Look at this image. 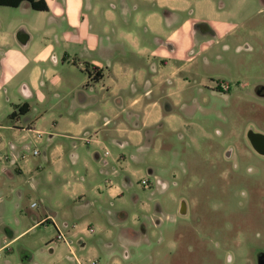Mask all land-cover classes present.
Instances as JSON below:
<instances>
[{
    "label": "rangeland",
    "instance_id": "374dc122",
    "mask_svg": "<svg viewBox=\"0 0 264 264\" xmlns=\"http://www.w3.org/2000/svg\"><path fill=\"white\" fill-rule=\"evenodd\" d=\"M48 1L57 14L45 17L59 21L61 49L69 41V52L88 54L110 78L94 84L87 73L59 69L55 79L70 73L75 85H87L86 108L96 117H76L78 93L67 90L58 110L34 117L32 132L14 133L3 96L0 157H16L25 174L0 172V239L5 227L13 234L1 257L10 264H257L264 157L246 135H264V96L254 90L264 87V0H186L171 19L147 4L133 13L119 0ZM39 15L15 16L30 28L33 48ZM185 20L208 24L215 37L186 33ZM173 69L176 76L159 85L139 80L140 72L150 81Z\"/></svg>",
    "mask_w": 264,
    "mask_h": 264
},
{
    "label": "crops",
    "instance_id": "0c3cea01",
    "mask_svg": "<svg viewBox=\"0 0 264 264\" xmlns=\"http://www.w3.org/2000/svg\"><path fill=\"white\" fill-rule=\"evenodd\" d=\"M35 1H42L46 5L47 10H33L28 2H22L17 7L0 6V103L3 96L6 95L10 101L11 114L16 111L17 106L24 104L28 106V112L25 115L16 116L14 119L9 118L11 114L8 116V120L14 123L13 130L16 134L19 131L28 130L32 132L35 130L39 126V119L34 117H43L42 113L46 114L48 111L54 112L58 110L59 103L67 96V90L70 93H74V91L78 93L77 100L73 104L74 108L78 110L76 117H96L95 112L86 108L89 97L85 93L84 88L87 85H80V83L75 85L70 73L65 78L55 79L56 72L59 69L67 68V71L77 70L87 73L88 80L94 84L105 82L107 84L110 78L108 68L88 61V54H79L81 57L79 58L78 54L74 53V49L69 52V48H67L69 41L66 40L65 48L61 49L60 44L64 42V38L55 33V28L59 21L55 17H51L50 20L45 17L51 13L53 14V12L56 13V11H52L51 3L48 0ZM184 2L187 3L186 0H119L120 5L124 8H128L130 5L133 13L138 11L144 4L155 6L160 10H166L167 14H169V19L173 18L172 12L184 10ZM29 12L40 14L34 28V31L39 34V45L37 48L31 46L32 33L29 30L30 28L15 18L19 14L26 15ZM149 18L154 23H160L161 20L160 15L156 13H151ZM199 23L192 25L188 20H185L183 28L186 33L192 32L198 38L203 37L195 29V25ZM210 28L213 30L212 27ZM213 32L215 33L214 30ZM175 35H178L176 31H172L170 34L171 38H174ZM187 35H184L185 38L183 40H190ZM49 37L52 38V41L48 39ZM91 46H94V42L90 43L89 47ZM171 49L172 51L175 50L173 46ZM52 56H54L53 61L50 59ZM50 62L51 65H49ZM80 62H82V68L80 67ZM161 65L162 68L167 67L166 63ZM94 69L98 73L96 76ZM116 73L118 76H125L124 72L122 73L119 69ZM138 74L141 83L159 85L163 83L165 76L172 80V76H176V71L173 69L166 74L160 72L158 76L151 75L152 79L150 81L144 78V73L140 72ZM55 89L57 90L56 92L54 91ZM59 91H61V96L58 94ZM148 115L152 116L151 114ZM5 128L10 130L9 126H5ZM0 172L7 175L9 179L25 174L23 166L18 165L17 158L14 156L7 163L1 165ZM110 194L113 197H117L119 190L111 188ZM12 237L13 234L8 232L5 227L3 236L0 239V264H10L6 259L7 257H1V254L9 252L8 245ZM24 259L28 258L23 257Z\"/></svg>",
    "mask_w": 264,
    "mask_h": 264
},
{
    "label": "trees",
    "instance_id": "16d2710c",
    "mask_svg": "<svg viewBox=\"0 0 264 264\" xmlns=\"http://www.w3.org/2000/svg\"><path fill=\"white\" fill-rule=\"evenodd\" d=\"M22 2H28L33 10L46 11L47 7L42 1L35 0H0V6L17 7ZM95 76L98 74L94 69ZM28 112V106L26 104L17 106L16 111L10 115V119H14L16 116L25 115Z\"/></svg>",
    "mask_w": 264,
    "mask_h": 264
},
{
    "label": "water",
    "instance_id": "95a60500",
    "mask_svg": "<svg viewBox=\"0 0 264 264\" xmlns=\"http://www.w3.org/2000/svg\"><path fill=\"white\" fill-rule=\"evenodd\" d=\"M247 140L252 149L260 156L264 157V135L253 130L247 132ZM257 264H264V256L258 258Z\"/></svg>",
    "mask_w": 264,
    "mask_h": 264
},
{
    "label": "flooded vegetation",
    "instance_id": "af4514ba",
    "mask_svg": "<svg viewBox=\"0 0 264 264\" xmlns=\"http://www.w3.org/2000/svg\"><path fill=\"white\" fill-rule=\"evenodd\" d=\"M195 29H196V31H198L203 36H211V37L215 36V33L210 28V26L205 24V23L196 24L195 25ZM254 90H255V95H257L259 97H263L264 96V87L257 86V87H255Z\"/></svg>",
    "mask_w": 264,
    "mask_h": 264
},
{
    "label": "built area",
    "instance_id": "2783aa9c",
    "mask_svg": "<svg viewBox=\"0 0 264 264\" xmlns=\"http://www.w3.org/2000/svg\"><path fill=\"white\" fill-rule=\"evenodd\" d=\"M33 153H34V155H37L38 154L37 151H34ZM9 159L10 158L8 156L0 157V167H1V165L7 163L9 161ZM141 185L142 186H147V182L146 181H141ZM33 206H35V205L32 204V207ZM88 231L89 232H93L92 229H88ZM62 239H63V236L60 233H58L57 240H62Z\"/></svg>",
    "mask_w": 264,
    "mask_h": 264
}]
</instances>
